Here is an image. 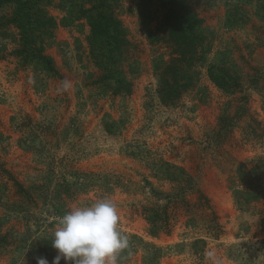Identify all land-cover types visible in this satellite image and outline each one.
<instances>
[{
    "label": "rangeland",
    "instance_id": "1",
    "mask_svg": "<svg viewBox=\"0 0 264 264\" xmlns=\"http://www.w3.org/2000/svg\"><path fill=\"white\" fill-rule=\"evenodd\" d=\"M103 2L0 0V264H51L59 219L105 197L129 238L117 264H214L206 251L264 264V198L249 208L239 193L244 168L264 188V0H180L208 46L168 103L159 85L180 49L163 1ZM106 11L125 29L113 56L91 33ZM212 65L233 89L210 79Z\"/></svg>",
    "mask_w": 264,
    "mask_h": 264
},
{
    "label": "trees",
    "instance_id": "2",
    "mask_svg": "<svg viewBox=\"0 0 264 264\" xmlns=\"http://www.w3.org/2000/svg\"><path fill=\"white\" fill-rule=\"evenodd\" d=\"M164 6L167 8V13L164 16V21L168 29V35L175 46H177L179 51L180 62L176 65V72L168 76L165 73L162 77L161 84L159 85V92L161 94V99L164 103H168L172 99H176L181 91L187 89L190 85L189 80L186 79L189 69L206 53V48L208 46L207 36L204 33V20L198 16L195 12L191 11L188 7L180 4V0H162ZM104 4H108L107 0H104ZM108 6V5H107ZM90 26L92 37L101 36V40L107 38V43H105L104 48H106L107 54L113 56V54L121 48L122 44L126 42L125 39V29L120 25V21L115 18L113 12H99L98 15L90 16ZM22 18L18 15L15 16L14 21L20 26ZM27 24V23H26ZM25 24V29L28 30ZM28 40V39H27ZM28 42V41H27ZM29 43H25V48L28 47ZM43 60L48 66L50 71H55L53 62L50 58L43 56ZM184 66V68L182 66ZM111 66V65H110ZM182 67V68H181ZM167 72H169L167 70ZM111 73V72H109ZM170 73V72H169ZM113 72L111 76H113ZM210 79L221 89L230 91L234 87L232 83L231 75H229L225 70H220L212 65L209 69ZM122 82V85L127 89L131 90V82L125 77H119L118 79ZM180 88L179 91H174L173 89ZM225 121V118H221V122ZM264 174V171H263ZM10 178L14 181L15 186L19 192L23 189V185L10 173ZM263 178L262 173H258L256 169L244 168L241 172V179L245 182L246 187L241 189L239 193L244 196L243 200L250 208L252 206H257V201L264 198V188L256 191L254 184ZM242 198V197H241ZM256 204V205H255ZM255 208L253 207L252 210ZM260 211V209H259ZM161 214L155 213L150 217V221L156 224L158 220H161ZM165 226L167 225V220H164ZM169 224V223H168ZM56 255H53V258ZM61 264H65L64 260L61 259Z\"/></svg>",
    "mask_w": 264,
    "mask_h": 264
},
{
    "label": "clouds",
    "instance_id": "3",
    "mask_svg": "<svg viewBox=\"0 0 264 264\" xmlns=\"http://www.w3.org/2000/svg\"><path fill=\"white\" fill-rule=\"evenodd\" d=\"M70 82L64 81L67 90ZM52 247L57 255L51 264H117L118 254L129 247V238L119 229L117 204L109 197L88 206L66 212L53 233ZM206 258L215 261V253L206 251ZM36 264H49L46 257H35Z\"/></svg>",
    "mask_w": 264,
    "mask_h": 264
}]
</instances>
